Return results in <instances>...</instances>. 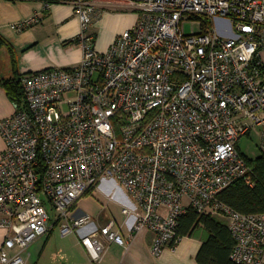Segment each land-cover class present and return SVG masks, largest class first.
Instances as JSON below:
<instances>
[{
	"label": "built area",
	"instance_id": "obj_1",
	"mask_svg": "<svg viewBox=\"0 0 264 264\" xmlns=\"http://www.w3.org/2000/svg\"><path fill=\"white\" fill-rule=\"evenodd\" d=\"M128 1L137 24L100 53L89 31L101 12L72 0L82 63L21 78L24 104L0 124V264H27L23 253L49 232V206L94 261L105 250L99 234L124 247L114 222L93 230L89 217H72L108 178L137 204L134 230L155 234L154 257L175 246L181 218L194 211L224 215L235 264H264V213L219 200L240 180L253 186L237 145L264 127V0ZM196 20L199 32L188 35Z\"/></svg>",
	"mask_w": 264,
	"mask_h": 264
},
{
	"label": "crops",
	"instance_id": "obj_2",
	"mask_svg": "<svg viewBox=\"0 0 264 264\" xmlns=\"http://www.w3.org/2000/svg\"><path fill=\"white\" fill-rule=\"evenodd\" d=\"M72 0H0V35L6 45L0 48V124L15 115L17 104L11 100L7 90L8 82L19 83L21 78L51 69H73L84 58V50L77 38L81 32V21L76 14ZM101 12L100 19L93 24L90 34L100 53H106L114 41L138 22V9L128 0H88ZM39 16L41 22L18 32V25ZM22 89V87H21ZM257 140L260 152L248 159L264 155V127H255L245 136ZM244 138V137H243ZM5 142L0 132V159ZM90 194L100 207L81 209L80 201L72 209V217H89L92 228L101 229L112 222L114 231L123 235L127 244L123 247L110 243L98 235L105 250L99 261H94L82 243L80 233L64 236L62 224L49 206L51 221L49 232L38 238L23 253L27 264H199L198 255L203 248L208 232L201 226L191 237L181 238L173 247H167L159 257L151 253L155 234L149 231L136 232L138 206L127 191L113 179H104ZM128 210V214L124 213ZM212 215V214H210ZM225 223L224 219L212 215ZM220 216V215H219ZM227 224V223H225ZM7 238V230L0 229V252ZM16 252L10 251L11 255Z\"/></svg>",
	"mask_w": 264,
	"mask_h": 264
},
{
	"label": "trees",
	"instance_id": "obj_3",
	"mask_svg": "<svg viewBox=\"0 0 264 264\" xmlns=\"http://www.w3.org/2000/svg\"><path fill=\"white\" fill-rule=\"evenodd\" d=\"M6 45L0 35V48ZM9 97L18 106H23L24 95L19 83H6ZM246 159V158H245ZM252 169L253 186L244 180L236 182L219 195V200L243 214L264 213V155L255 159H246ZM203 226L208 238L198 255L199 264H235L231 259L235 241L227 224L212 215H198L190 211L180 220L178 235L180 238L193 236L196 229Z\"/></svg>",
	"mask_w": 264,
	"mask_h": 264
},
{
	"label": "rangeland",
	"instance_id": "obj_4",
	"mask_svg": "<svg viewBox=\"0 0 264 264\" xmlns=\"http://www.w3.org/2000/svg\"><path fill=\"white\" fill-rule=\"evenodd\" d=\"M200 24H201V21H199V20L187 23L185 25L186 33L188 35H190V34H192V32H199ZM256 142H257V140H255V139H249L248 137L242 138V143H241L240 147L244 151V154H246L249 157H255L256 155H258V152H260V147H258L256 145ZM249 157H248L249 160H255V159H251ZM80 205H81V209H83L85 211L87 210V207L88 208H95V207L101 208L100 203L90 193L85 195L80 200ZM217 217H220L222 220L224 219V221H226V218L221 213L218 214ZM225 223H227V221Z\"/></svg>",
	"mask_w": 264,
	"mask_h": 264
}]
</instances>
